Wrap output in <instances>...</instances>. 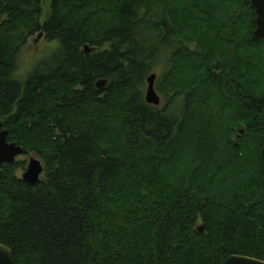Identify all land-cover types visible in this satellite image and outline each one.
Wrapping results in <instances>:
<instances>
[{
  "label": "trees",
  "instance_id": "1",
  "mask_svg": "<svg viewBox=\"0 0 264 264\" xmlns=\"http://www.w3.org/2000/svg\"><path fill=\"white\" fill-rule=\"evenodd\" d=\"M46 1L0 0V122L45 163L34 186L22 157L0 167L14 264L264 262V40L251 3L52 0L47 17ZM40 33L60 48L17 81ZM161 48H173L156 81L163 109L145 102Z\"/></svg>",
  "mask_w": 264,
  "mask_h": 264
},
{
  "label": "water",
  "instance_id": "2",
  "mask_svg": "<svg viewBox=\"0 0 264 264\" xmlns=\"http://www.w3.org/2000/svg\"><path fill=\"white\" fill-rule=\"evenodd\" d=\"M251 3L256 12V31L254 32L253 40H264V0H247ZM89 51L88 48H86ZM158 76L152 74L147 79L148 89L145 94V102L154 107H160L162 100L158 92L156 91V81ZM108 84L107 80H101L96 83L97 89L105 88ZM245 131H241L240 135H244ZM30 154L21 146L16 143L8 142V132L3 130L2 123L0 122V167L3 165L14 164L18 158L22 156H29ZM263 161H264V149H263ZM45 172V166L39 159L30 157V161L27 170L22 175V180L29 186H34L41 181V177ZM3 176V172L0 169V178ZM200 231H203L201 229ZM0 264H14L13 252L10 248L0 244ZM223 264H264L263 261L246 257L234 255L229 257Z\"/></svg>",
  "mask_w": 264,
  "mask_h": 264
},
{
  "label": "rangeland",
  "instance_id": "3",
  "mask_svg": "<svg viewBox=\"0 0 264 264\" xmlns=\"http://www.w3.org/2000/svg\"><path fill=\"white\" fill-rule=\"evenodd\" d=\"M52 0L46 1V10H47V17L50 14V5ZM58 43H48L45 39V36L43 33L36 34L34 37H32L28 44L22 49L19 58H18V70L15 74V79L20 82H25L27 78L32 74L33 70L40 65L42 61L49 58L53 54H55L59 50ZM87 48L90 50V48L87 46ZM173 48H161L160 52L156 56L154 63L152 65V74H156L158 78L163 76L166 72H168L170 67V58L172 55ZM148 89V84H146L145 87V94ZM161 96L162 105L159 107L160 109H163L167 105V99L164 95L159 94ZM184 107V101L183 99H178L169 110V114L173 116H180ZM240 138V137H239ZM30 157H35L42 161V159L38 158L35 154H31L26 157H22L21 159H24L27 162L26 169L23 171L25 172L27 170ZM42 163L45 165L44 161ZM23 172H20L23 174Z\"/></svg>",
  "mask_w": 264,
  "mask_h": 264
},
{
  "label": "flooded vegetation",
  "instance_id": "4",
  "mask_svg": "<svg viewBox=\"0 0 264 264\" xmlns=\"http://www.w3.org/2000/svg\"><path fill=\"white\" fill-rule=\"evenodd\" d=\"M22 157H26V156H22ZM24 173V172H23ZM23 175V174H22Z\"/></svg>",
  "mask_w": 264,
  "mask_h": 264
}]
</instances>
